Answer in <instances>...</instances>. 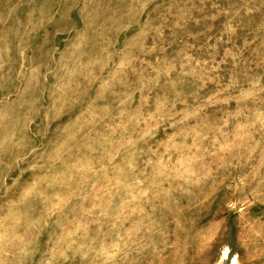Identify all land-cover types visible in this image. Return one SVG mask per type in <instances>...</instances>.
<instances>
[{
    "label": "rangeland",
    "instance_id": "374dc122",
    "mask_svg": "<svg viewBox=\"0 0 264 264\" xmlns=\"http://www.w3.org/2000/svg\"><path fill=\"white\" fill-rule=\"evenodd\" d=\"M0 264H264V0H0Z\"/></svg>",
    "mask_w": 264,
    "mask_h": 264
}]
</instances>
